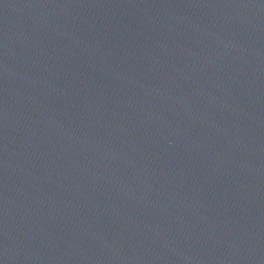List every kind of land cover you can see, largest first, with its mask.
<instances>
[{"label": "water", "instance_id": "obj_1", "mask_svg": "<svg viewBox=\"0 0 264 264\" xmlns=\"http://www.w3.org/2000/svg\"><path fill=\"white\" fill-rule=\"evenodd\" d=\"M0 264H264V0H0Z\"/></svg>", "mask_w": 264, "mask_h": 264}]
</instances>
